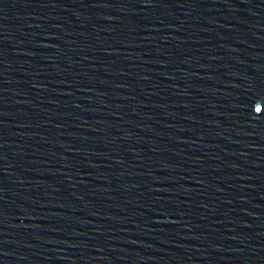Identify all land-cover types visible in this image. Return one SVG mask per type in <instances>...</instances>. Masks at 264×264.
<instances>
[{"label": "water", "instance_id": "1", "mask_svg": "<svg viewBox=\"0 0 264 264\" xmlns=\"http://www.w3.org/2000/svg\"><path fill=\"white\" fill-rule=\"evenodd\" d=\"M0 264H264V0H0Z\"/></svg>", "mask_w": 264, "mask_h": 264}]
</instances>
